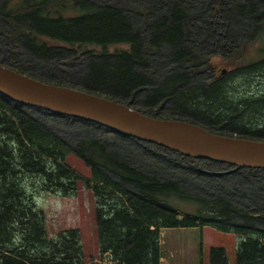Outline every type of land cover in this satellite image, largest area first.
Instances as JSON below:
<instances>
[{
	"label": "trees",
	"instance_id": "obj_1",
	"mask_svg": "<svg viewBox=\"0 0 264 264\" xmlns=\"http://www.w3.org/2000/svg\"><path fill=\"white\" fill-rule=\"evenodd\" d=\"M129 2L5 0L0 13L13 29L11 39L33 56L46 60L87 57L84 86L89 94L124 99L127 104L136 90L153 87L146 96L148 106L172 101L183 116L240 139L264 142V96L236 102L237 97L230 96V82L222 80L225 74L214 64L218 59L231 68L226 74L232 77L247 70H264V48L258 51L262 59L257 62L248 54L264 36L260 3H233L227 9L226 2L232 0H218L212 6L207 16L218 45L207 57L200 47L190 46L198 32L191 5L164 0L163 14L136 29L128 11L137 10L143 16L148 12ZM231 11L250 21L239 29L238 39L226 32L224 16ZM166 50L174 69L155 85L144 70ZM206 73L211 84L188 85L192 78ZM0 95V264H84L81 231L70 229L50 236L47 213L34 194L77 195L81 176L66 162L72 153L91 169L85 186L95 199L102 264H161L163 230L203 227L240 238L237 264H264V206L243 210L226 198L185 193L174 181L136 169L97 139L80 140L72 147L30 114L29 109L37 107ZM148 116L156 118L151 113ZM147 146L174 154L202 173V164L219 170L231 167L195 160L154 144ZM243 171L264 176V169ZM179 200L193 204L196 210H181ZM210 264H229L226 250L212 247Z\"/></svg>",
	"mask_w": 264,
	"mask_h": 264
},
{
	"label": "rangeland",
	"instance_id": "obj_2",
	"mask_svg": "<svg viewBox=\"0 0 264 264\" xmlns=\"http://www.w3.org/2000/svg\"><path fill=\"white\" fill-rule=\"evenodd\" d=\"M4 1L0 0V7ZM130 1L129 3L132 6L141 7L148 12L147 16H143L137 10L130 9L128 11L132 24L136 29H143L148 19L154 20L164 12L162 10L164 0ZM180 1L181 4L192 6L191 11L195 30H198V32L195 31L190 46L200 47L207 57L212 55L215 51L214 45L218 41L214 39L216 31L211 20H208L207 14L214 4L219 3L218 0ZM246 1L250 0H232V2H226V7L230 9L233 7V3L244 4ZM251 1L259 2V8L264 9V0ZM231 12H227L224 16L226 32L230 37L238 39L239 29L248 25L250 21L245 15ZM11 36H13V29L0 13V63L4 67L12 70L17 69L20 71L19 73L50 85L86 92V86L84 85L88 74L87 64L89 60L87 57L72 60L69 56L66 59L52 58L46 60L28 53L18 41H13ZM262 48H264V36L261 41L256 42L249 49L248 54L250 58L252 57V62L262 59L258 53ZM167 55L166 50L162 53V56L153 58L150 66L144 70V74L155 85L164 79L167 71L174 69V65ZM214 60L218 72L225 71V77L222 80L230 82L232 88L230 96L237 97L236 102L245 98L264 96V70L260 72L247 70L241 73L239 77H232L231 73L226 74L231 68L223 66L218 59ZM176 71L183 72L180 69ZM208 78V73L203 74L192 78L188 85L211 84V82H207ZM152 88L136 90L125 105L146 115L151 113L156 117L155 119H181L189 123L202 125L208 131L221 136L238 137L237 134L225 132L221 128L208 127L206 124L196 121L194 117L183 116L172 101H166L163 105L148 106L146 96ZM98 96H102V94ZM105 98L109 99L108 96ZM113 101L122 104L125 102L124 99L116 97L113 98ZM29 112L39 123L72 147L76 146L80 140L97 139L108 150L118 153L136 169L160 180L174 181L185 193L215 199L226 198L243 210L254 209L259 205L264 206L263 175L247 174L243 171L244 169L238 170L235 166L219 170L217 167H210L206 164H202L200 167L204 171L202 173V170L190 166L185 160L174 154H165L160 149L148 147L146 143L120 135L100 125H94L93 122L78 118L67 119L62 115L37 108H31ZM251 139L263 142L258 138ZM66 162L81 176L77 184V195L66 198L34 193L36 202L47 213L50 236H56L60 232L70 229H79L82 236L84 264H102L96 227L95 199L92 191L85 186V180L91 177V169L82 158L74 153L67 157ZM207 170H209L208 173ZM210 173H213V175ZM177 207L190 213L196 210L193 204L184 200L177 201ZM240 241V238L235 234L223 233L210 227L165 229L161 232L160 238L162 247L161 264H210L212 247L225 249L229 264H237V247Z\"/></svg>",
	"mask_w": 264,
	"mask_h": 264
},
{
	"label": "water",
	"instance_id": "obj_3",
	"mask_svg": "<svg viewBox=\"0 0 264 264\" xmlns=\"http://www.w3.org/2000/svg\"><path fill=\"white\" fill-rule=\"evenodd\" d=\"M0 93L15 102L93 122L195 160L236 169H264V142L221 136L186 121L155 119L102 96L44 83L1 63Z\"/></svg>",
	"mask_w": 264,
	"mask_h": 264
},
{
	"label": "flooded vegetation",
	"instance_id": "obj_4",
	"mask_svg": "<svg viewBox=\"0 0 264 264\" xmlns=\"http://www.w3.org/2000/svg\"><path fill=\"white\" fill-rule=\"evenodd\" d=\"M225 73V72H224Z\"/></svg>",
	"mask_w": 264,
	"mask_h": 264
}]
</instances>
